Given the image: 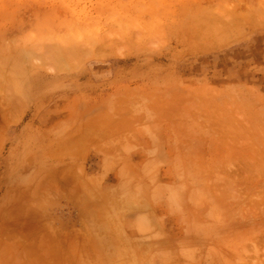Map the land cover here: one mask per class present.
I'll use <instances>...</instances> for the list:
<instances>
[{
  "label": "rangeland",
  "instance_id": "rangeland-1",
  "mask_svg": "<svg viewBox=\"0 0 264 264\" xmlns=\"http://www.w3.org/2000/svg\"><path fill=\"white\" fill-rule=\"evenodd\" d=\"M5 110L15 173L94 139L110 193L41 206L31 264H264V0H0Z\"/></svg>",
  "mask_w": 264,
  "mask_h": 264
},
{
  "label": "crops",
  "instance_id": "crops-1",
  "mask_svg": "<svg viewBox=\"0 0 264 264\" xmlns=\"http://www.w3.org/2000/svg\"><path fill=\"white\" fill-rule=\"evenodd\" d=\"M34 123L35 120L25 121V128L27 127L25 137H30L29 131L33 128ZM87 124V120H83L82 126H85V129H87ZM13 125L15 124L11 120L9 112L5 110L4 116H0V157L2 156L3 159L0 160V264H31V238L33 241L34 238H37V249L42 248L43 250V239L41 240V238L47 235L45 221L50 218L48 214L41 212V206L48 201L54 204H62L67 201V204L75 205L80 211L85 210L86 212L88 211L87 206L93 204L94 192L101 193L103 198L110 197V193L103 191L104 178L102 180L101 176L95 178L92 176L89 180L85 176V174L87 175L86 162L94 150V139L90 140V146L81 143L80 146L84 150L87 149L85 153L74 156L73 162L67 168H63L60 165V167L57 166L64 156L61 154L63 143L61 138L53 137L54 140L50 142L48 150L45 152L46 155L39 154L43 159V162L40 161L42 164L28 165L34 166L33 174L21 172L18 175L15 173L13 165H8L6 160L11 152L9 141ZM83 133L82 130L80 134L76 135V138L82 136ZM54 151L59 155L55 156L52 153ZM49 164L53 165L52 169L46 167ZM46 172H48V176H46ZM42 175L44 179L37 183L35 179ZM32 176L35 178L30 184L27 180ZM94 183H97L96 187ZM31 203L38 206L37 212L29 211ZM19 209L21 211H18ZM32 264H43V260L40 261L39 255L37 257L33 255Z\"/></svg>",
  "mask_w": 264,
  "mask_h": 264
},
{
  "label": "bare ground",
  "instance_id": "bare-ground-1",
  "mask_svg": "<svg viewBox=\"0 0 264 264\" xmlns=\"http://www.w3.org/2000/svg\"><path fill=\"white\" fill-rule=\"evenodd\" d=\"M226 32V31H225ZM227 33V32H226ZM229 34V33H228ZM226 36H228V35H226Z\"/></svg>",
  "mask_w": 264,
  "mask_h": 264
}]
</instances>
